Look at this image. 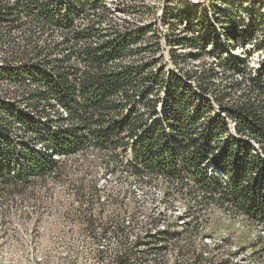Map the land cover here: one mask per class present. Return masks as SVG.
I'll return each mask as SVG.
<instances>
[{
  "label": "trees",
  "instance_id": "1",
  "mask_svg": "<svg viewBox=\"0 0 264 264\" xmlns=\"http://www.w3.org/2000/svg\"><path fill=\"white\" fill-rule=\"evenodd\" d=\"M82 2L78 10L99 8L101 18L82 25L72 0H0V29L7 35L18 30L26 38H52L42 44L29 39L15 64L10 57L0 64V80L16 87L10 99H0V195L62 177L68 172L62 160L92 146L109 158L125 157L140 178L160 177L184 190L188 213L199 196L264 231V57L253 70L251 54L241 52V58L213 40L210 46L224 49L217 62L187 70L177 48L196 50L192 58L202 61L210 56L208 46L171 33L162 41L174 69L157 59L124 65L146 30L106 31L107 0ZM252 11V5L245 8L251 19ZM258 22L242 40L262 54ZM215 28L224 30V24L211 26L212 33ZM149 49L157 56L161 40ZM163 236L160 231L132 245L151 252ZM115 262L141 264V258L128 249Z\"/></svg>",
  "mask_w": 264,
  "mask_h": 264
},
{
  "label": "rangeland",
  "instance_id": "2",
  "mask_svg": "<svg viewBox=\"0 0 264 264\" xmlns=\"http://www.w3.org/2000/svg\"><path fill=\"white\" fill-rule=\"evenodd\" d=\"M79 2L83 3L72 0L70 6L82 25L101 18V9H97L99 16L88 6L82 12ZM106 5L110 14L101 24L106 31L146 30L143 40L132 46V56L121 61L124 65L140 66L157 59L160 67L174 69L162 41L171 33L172 38L199 39L208 46L210 56L202 61L192 58L196 50L177 48L176 54L187 59L181 64L187 70L202 63L214 65L217 53L224 49L241 58L251 54L253 70L263 60L264 52L257 53L251 42H243L242 33L261 21L257 39L264 36V0H107ZM251 5L252 19L245 13ZM219 22L224 30L215 28L212 33L211 26ZM6 32L0 29V64L9 57L15 64L30 40V44H42L52 39L26 38L18 30ZM156 35L162 50L154 56L149 47L157 43ZM213 40L224 49L210 46ZM15 89L8 80H0V99H10ZM136 108L146 111L142 104ZM50 109L63 113L58 106ZM14 129L19 134L20 128ZM125 159L109 158L88 146L62 160L68 168L62 177L36 181L22 194L0 195V264H116V257L128 249L141 258V264H264L262 229L199 196L188 213L184 190L160 177L134 175ZM160 231L164 240L152 244L151 252L147 247H133Z\"/></svg>",
  "mask_w": 264,
  "mask_h": 264
}]
</instances>
